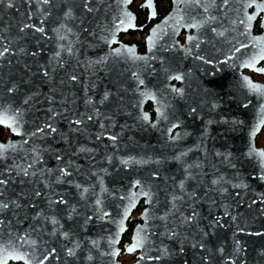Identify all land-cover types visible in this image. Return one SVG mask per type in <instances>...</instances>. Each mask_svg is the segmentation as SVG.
Segmentation results:
<instances>
[{
    "label": "water",
    "instance_id": "water-1",
    "mask_svg": "<svg viewBox=\"0 0 264 264\" xmlns=\"http://www.w3.org/2000/svg\"><path fill=\"white\" fill-rule=\"evenodd\" d=\"M133 1L0 0V264H264V0Z\"/></svg>",
    "mask_w": 264,
    "mask_h": 264
},
{
    "label": "flooded vegetation",
    "instance_id": "flooded-vegetation-1",
    "mask_svg": "<svg viewBox=\"0 0 264 264\" xmlns=\"http://www.w3.org/2000/svg\"><path fill=\"white\" fill-rule=\"evenodd\" d=\"M133 2H135L133 4V7L130 8L132 9L131 11L135 14V16L137 15V13L139 14V12H143L146 16L145 22L141 21L139 22V20L137 19L136 16V25L137 27H142L141 30H135V31H129L131 33H136L137 36H142V39H137V40H133V41H128V40H122L124 35H128V36H133L134 34H131L129 32L125 33V34H121L119 36V40L122 41L123 43H127V44H135L137 46V51L139 53H144L146 50L145 47V37L148 34V30L154 25L156 24L165 14H167L169 12V10L171 9V0H154V18L152 19H148V8L144 7L142 4L144 2V0H134ZM132 2V3H133ZM131 3V4H132ZM136 3L138 4L137 6ZM166 5V10L163 12V14L159 13L160 9L159 7L161 5ZM252 10H250L249 12H251ZM260 21V17L258 18V20L256 21L255 25H254V29L253 31H257L258 30V24ZM192 34V31L190 32ZM188 33L184 30H182L180 32V34L178 35V40L183 43L184 40L186 39V35ZM140 38V37H139ZM188 57V56H186ZM261 58V56H233V60L232 62L229 64L228 69L226 70V73H230L233 75V86L238 89V90H242L245 89L246 92L248 93L247 85H248V81L251 80V82H258V83H262L264 85V75L262 74H257L255 73L252 69L247 68L245 65H253V61L255 59H259ZM264 66V58L261 59L258 64H257V68L258 67H263ZM241 67L240 72L238 71V68ZM192 68H188L187 70L190 71ZM172 85H175L174 89H176L177 87H179V84L175 82V80H173L171 82ZM240 101V100H239ZM238 101V102H239ZM187 105L185 106V109L183 111V115L185 117V119L189 122V120L193 119L196 116V111H191L190 107H189V95L187 96ZM241 104V102H240ZM242 104L244 105V103L242 102ZM204 102H203V98L201 97V99L199 98V105L197 107V119L200 122H203L205 120V109L203 108L204 106ZM153 109V105L150 102H147L144 106V112H151ZM155 118V114L154 112H151L150 114V121H153ZM262 132V138L259 142V144L257 143L256 145L258 147H263L264 148V126L261 130ZM260 132V133H261ZM259 133V135H260ZM258 135V136H259ZM8 137V135H7ZM6 137V138H7ZM5 138V139H6ZM4 139V140H5ZM144 204L143 201H140L135 209V211L132 214V218L135 217L136 215H138L141 210L143 209Z\"/></svg>",
    "mask_w": 264,
    "mask_h": 264
},
{
    "label": "trees",
    "instance_id": "trees-1",
    "mask_svg": "<svg viewBox=\"0 0 264 264\" xmlns=\"http://www.w3.org/2000/svg\"><path fill=\"white\" fill-rule=\"evenodd\" d=\"M137 1V0H136ZM135 2H133L131 5H130V8H132L133 7V4H134ZM159 9H160V12L159 13H161V14H163V12L166 10V5L164 4V5H161L160 7H159ZM132 10V9H131ZM133 11V10H132ZM137 19L139 20V22H141V21H144L145 22V19H146V16H145V14L143 13V12H139V14L137 13ZM130 33V35L131 34H136V33H131V32H129ZM129 35V34H128ZM127 35V36H128ZM125 36V35H124ZM7 135H8V131L7 130H5V129H3V128H1L0 127V140H4L6 137H7ZM261 138H262V132L260 133V135L259 136H257V138H256V144L258 143L259 144V142H260V140H261ZM130 232H131V228H129V230L123 235V237H122V241H121V244H124L125 242H127L128 240H129V237H130ZM124 255V256H122V255ZM120 255H119V260L122 262V264H129V263H131L132 261H127L126 259V257H128V256H132V255H128V254H123V253H121ZM134 256V255H133ZM9 264H20V263H13V262H10Z\"/></svg>",
    "mask_w": 264,
    "mask_h": 264
},
{
    "label": "snow or ice",
    "instance_id": "snow-or-ice-1",
    "mask_svg": "<svg viewBox=\"0 0 264 264\" xmlns=\"http://www.w3.org/2000/svg\"><path fill=\"white\" fill-rule=\"evenodd\" d=\"M47 2V0H45V3ZM37 31H43V29H37ZM189 39H191V37H189ZM5 52L7 51V49L4 50ZM4 55V52H0V56H3ZM133 75H135V73H133ZM72 79H75V77H72ZM177 79H179V77H177ZM141 83H143V81H141ZM250 87H256V86H253V85H250ZM9 92L12 91L11 88L8 89ZM53 115H55V113H53ZM89 119H91V117H89ZM144 119H147V116L145 115ZM75 123H80L79 120L75 121ZM47 127H50V125H47ZM173 127H175V125H173ZM13 131H15V129H13ZM39 131V129H38ZM53 131H55V129H53ZM112 139H115V137H113ZM4 146L0 145V149H2ZM57 160L60 159L59 156L56 157ZM61 173H63L64 175H67V173L64 172V169H60ZM0 183H4V181H0ZM213 183H215V181H213ZM77 187H79V185H77ZM36 195H39V193H36ZM60 203H64L63 200L60 201ZM3 208H7L8 205L7 204H3L2 205ZM37 215H39V213H37ZM187 220H191L192 219V216H188L186 218ZM55 222V221H54Z\"/></svg>",
    "mask_w": 264,
    "mask_h": 264
},
{
    "label": "rangeland",
    "instance_id": "rangeland-1",
    "mask_svg": "<svg viewBox=\"0 0 264 264\" xmlns=\"http://www.w3.org/2000/svg\"><path fill=\"white\" fill-rule=\"evenodd\" d=\"M138 4L136 3V5L135 6H137ZM140 37V38H139ZM142 36H137V34H135V35H133V36H124L123 37V39L122 40H128V41H133V40H137V39H142L141 38ZM122 255V254H121ZM134 255V254H133ZM128 256V257H126L127 259V261H134V256ZM122 256H124V255H122Z\"/></svg>",
    "mask_w": 264,
    "mask_h": 264
}]
</instances>
